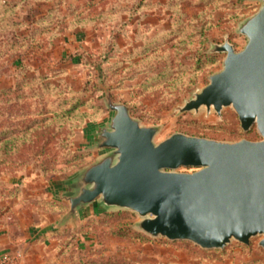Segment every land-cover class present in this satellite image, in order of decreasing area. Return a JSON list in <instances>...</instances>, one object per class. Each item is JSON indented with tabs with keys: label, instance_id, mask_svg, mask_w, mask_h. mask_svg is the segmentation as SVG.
<instances>
[{
	"label": "rangeland",
	"instance_id": "1",
	"mask_svg": "<svg viewBox=\"0 0 264 264\" xmlns=\"http://www.w3.org/2000/svg\"><path fill=\"white\" fill-rule=\"evenodd\" d=\"M9 1L0 0V223L17 234L53 228L56 264H264L261 235L206 249L151 237L131 210L88 207L59 226L69 209L61 195L107 152L96 131L114 113L109 97L158 126L156 143L176 132L262 138L231 106L179 110L223 68L216 45L245 46L239 27L262 1Z\"/></svg>",
	"mask_w": 264,
	"mask_h": 264
},
{
	"label": "water",
	"instance_id": "2",
	"mask_svg": "<svg viewBox=\"0 0 264 264\" xmlns=\"http://www.w3.org/2000/svg\"><path fill=\"white\" fill-rule=\"evenodd\" d=\"M239 31L247 43L236 50L229 41L216 45L226 52L223 68L182 111L231 106L241 126L255 124L259 140H218L176 132L156 143L158 126L142 125L124 103L107 126L97 128L96 146L107 152L73 180L61 195L69 209L59 226L75 221L88 206L131 210L137 226L151 237L190 240L202 248H224L232 240L249 244L261 235L264 247V0ZM194 167L193 171H179Z\"/></svg>",
	"mask_w": 264,
	"mask_h": 264
},
{
	"label": "crops",
	"instance_id": "3",
	"mask_svg": "<svg viewBox=\"0 0 264 264\" xmlns=\"http://www.w3.org/2000/svg\"><path fill=\"white\" fill-rule=\"evenodd\" d=\"M88 207L91 208L89 214L93 215V209L97 207ZM88 207L84 210L87 211ZM84 210L80 212L79 218ZM54 235L53 228L17 234L12 232L9 226L0 223V253L9 251L19 254L20 264H56ZM155 262L156 260H153V263ZM171 264H179L176 256Z\"/></svg>",
	"mask_w": 264,
	"mask_h": 264
},
{
	"label": "built area",
	"instance_id": "4",
	"mask_svg": "<svg viewBox=\"0 0 264 264\" xmlns=\"http://www.w3.org/2000/svg\"><path fill=\"white\" fill-rule=\"evenodd\" d=\"M19 254L5 251L0 253V264H20Z\"/></svg>",
	"mask_w": 264,
	"mask_h": 264
},
{
	"label": "trees",
	"instance_id": "5",
	"mask_svg": "<svg viewBox=\"0 0 264 264\" xmlns=\"http://www.w3.org/2000/svg\"><path fill=\"white\" fill-rule=\"evenodd\" d=\"M2 2L4 3V4H6V5H8L9 4V0H2ZM62 230V228H60V229H57V231H61ZM123 235V234H122Z\"/></svg>",
	"mask_w": 264,
	"mask_h": 264
}]
</instances>
